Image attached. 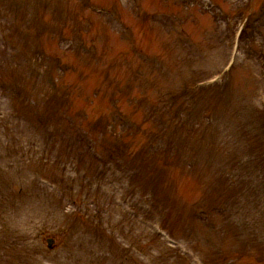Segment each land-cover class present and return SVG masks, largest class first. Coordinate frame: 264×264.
<instances>
[{
	"label": "rangeland",
	"instance_id": "374dc122",
	"mask_svg": "<svg viewBox=\"0 0 264 264\" xmlns=\"http://www.w3.org/2000/svg\"><path fill=\"white\" fill-rule=\"evenodd\" d=\"M216 1L0 0V264H264V0L231 65Z\"/></svg>",
	"mask_w": 264,
	"mask_h": 264
},
{
	"label": "trees",
	"instance_id": "16d2710c",
	"mask_svg": "<svg viewBox=\"0 0 264 264\" xmlns=\"http://www.w3.org/2000/svg\"><path fill=\"white\" fill-rule=\"evenodd\" d=\"M141 59L142 60H144V59H146V57L144 58V57H141ZM172 94V93H171ZM173 95V94H172ZM174 97H176L175 95H173ZM174 102H173V105L171 106V107H173V106H175L176 105V101H175V98H174V100H173ZM169 110H172V109H169ZM174 113H176V111H174ZM176 115H177V113H176ZM126 117H128V116H126ZM129 119L131 120V118L130 117H128V118H126V121L127 122H129Z\"/></svg>",
	"mask_w": 264,
	"mask_h": 264
}]
</instances>
